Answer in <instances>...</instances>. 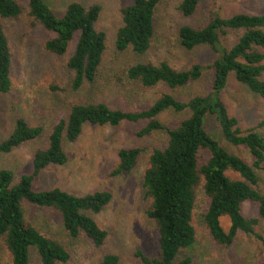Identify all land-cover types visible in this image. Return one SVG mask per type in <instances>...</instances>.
<instances>
[{
	"label": "trees",
	"instance_id": "trees-1",
	"mask_svg": "<svg viewBox=\"0 0 264 264\" xmlns=\"http://www.w3.org/2000/svg\"><path fill=\"white\" fill-rule=\"evenodd\" d=\"M129 1L130 4L121 10L122 25L116 33L115 47L120 52L131 50L142 56L151 47L155 31L154 13L161 0ZM202 1L180 0L178 11L189 17ZM25 11L51 34L45 43L49 52L65 55L76 37L66 64L71 73L72 90L78 91L86 83H94L106 41L105 34L96 29L100 6L85 7L73 2L58 17L45 0H26L25 5L17 0H0V19L15 20ZM229 34L234 38L232 45L227 46L225 40ZM178 39L185 50L207 46L215 54L210 66L212 81L206 95L179 101L172 94L163 93L150 107L139 111L110 108L104 102H70L65 116L53 124L47 147L33 153L31 173L21 175L14 182L12 171L0 169V240L10 254L11 264H28L31 247L37 251L40 264H68L70 259L63 245L40 234L24 219V202L55 210L69 238L83 236L96 248L104 244L107 232L86 212L100 213L111 200L109 192L75 196L59 188L42 191L32 188L35 178L48 166H62L68 162L62 142H75L84 125L117 126L122 122H145L136 134L138 137L166 131V146L153 150L142 176L141 185L149 200L146 216L154 222L158 235L156 258L150 259L137 252L136 256L143 263L191 264V258L183 257L182 253L195 240L192 220L199 189L207 200L203 214L205 227L217 245L230 246L239 232L261 239L254 227L259 220L264 222V195L257 190L258 173L264 174V135L257 129L264 127V120L255 128L241 131L238 120L229 114L223 103L221 93L232 77L264 99V14L239 13L226 18L221 17L218 10L211 9L204 27L182 26ZM11 66L9 43L0 23V94H7L11 89ZM201 75L199 65L177 71L166 62L155 64L149 61L137 63L126 72L128 80L138 82L145 89L163 85L170 91L199 80ZM166 111L189 112V115L174 128L167 129L158 118ZM208 116L214 118L223 139L245 151L251 163L226 151L207 133L205 120ZM41 133V127L30 126L23 117L17 116L10 134L0 140V154H9ZM140 152L138 148L119 150L118 165L113 174L129 171ZM204 152L208 153L206 160L203 159ZM247 201L258 205V218L248 219L242 215L241 205ZM223 217L230 223L227 231L220 223ZM100 264H119V258L107 253Z\"/></svg>",
	"mask_w": 264,
	"mask_h": 264
},
{
	"label": "rangeland",
	"instance_id": "rangeland-1",
	"mask_svg": "<svg viewBox=\"0 0 264 264\" xmlns=\"http://www.w3.org/2000/svg\"><path fill=\"white\" fill-rule=\"evenodd\" d=\"M26 4V0H17ZM50 9L61 17L68 4L77 2L85 7L98 5L101 8L96 29L106 36L105 51L98 75L92 84H85L80 90L71 88V73L67 60L71 55L75 40L70 43L67 53L55 55L45 48L51 34L35 23L27 12L18 19H0L7 37L12 66L11 89L0 94V140L12 131L17 116L23 117L30 126L42 128L41 135L9 154H0V169L12 171L14 182L23 174L31 173V160L37 149L48 145V135L58 118L65 116L68 105L73 101L104 102L110 108L124 111H139L150 107L163 93L172 94L179 101H187L195 96L207 94L212 81L210 66L216 56L207 46L185 50L178 39L182 26L195 29L208 22V12L218 10L221 17L234 14H264V0H204L195 13L189 17L178 11L180 0H161L154 13V36L151 47L145 55H136L131 50L118 51L115 47L116 33L122 25V8L129 0H45ZM234 36L229 34L225 44L232 45ZM166 62L173 69L183 71L193 65L202 68L199 80L170 91L163 85L152 89L143 88L138 82L126 78L127 70L142 62ZM221 99L229 114L238 120V127L246 132L257 127L264 120V99L252 93L247 87L230 77ZM189 112L166 111L158 118L162 125L171 129L187 118ZM145 122H122L117 126L84 125L78 139L62 142L68 162L62 166L51 165L33 181V190L42 191L59 188L75 196L93 192H109V204L98 214H86L107 232L101 247H94L89 240L80 236L71 239L65 233L60 215L53 209L37 208L26 202L22 209L24 219L34 226L40 234L64 246L70 259L68 264H100L107 253L118 256L119 264H145L137 252L150 259L158 255L157 229L146 216L149 200L142 188V176L148 166L149 156L155 149H163L167 144L165 130L155 131L138 137L137 132ZM205 129L218 144L230 153L243 157L248 163L251 158L245 151L228 144L212 116L205 120ZM257 131L264 135V127ZM141 150L133 167L121 174H113L118 165V152L121 149ZM208 153H203L206 160ZM229 176L237 178L235 175ZM260 182L258 192L264 195V174L258 173ZM207 200L202 189L198 190L197 202L193 212L192 224L196 231L193 245L182 253L190 257L191 264H264V222L258 221L253 234L239 232L228 246L217 245L208 235L203 214ZM244 217L258 218V205L244 202L241 205ZM222 228L227 231L228 218L220 219ZM0 264H11V257L0 240ZM28 264H40L35 248L29 249Z\"/></svg>",
	"mask_w": 264,
	"mask_h": 264
}]
</instances>
